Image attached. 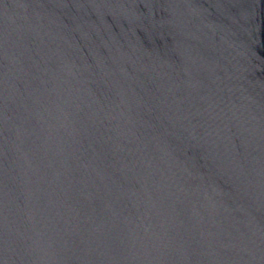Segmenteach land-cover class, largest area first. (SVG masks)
<instances>
[{
	"label": "water",
	"instance_id": "1",
	"mask_svg": "<svg viewBox=\"0 0 264 264\" xmlns=\"http://www.w3.org/2000/svg\"><path fill=\"white\" fill-rule=\"evenodd\" d=\"M0 264H264V0H0Z\"/></svg>",
	"mask_w": 264,
	"mask_h": 264
}]
</instances>
